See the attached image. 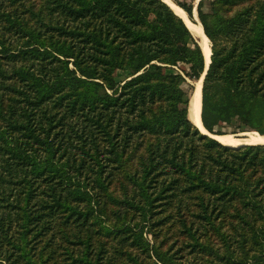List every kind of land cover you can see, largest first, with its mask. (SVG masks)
<instances>
[{
	"label": "trees",
	"instance_id": "trees-1",
	"mask_svg": "<svg viewBox=\"0 0 264 264\" xmlns=\"http://www.w3.org/2000/svg\"><path fill=\"white\" fill-rule=\"evenodd\" d=\"M172 1L193 20L192 5ZM21 5L38 9L23 16ZM196 12L206 73L162 0H0V264H98L107 243L90 230L91 202L113 170L132 185L114 203L140 222L159 208L152 225L177 228L192 249L205 232L239 234L223 253L209 248L215 264H264V145L223 146L188 112L205 73L203 128L264 135V0H200ZM117 232L140 244L131 226ZM147 252L149 264H175Z\"/></svg>",
	"mask_w": 264,
	"mask_h": 264
},
{
	"label": "rangeland",
	"instance_id": "rangeland-1",
	"mask_svg": "<svg viewBox=\"0 0 264 264\" xmlns=\"http://www.w3.org/2000/svg\"><path fill=\"white\" fill-rule=\"evenodd\" d=\"M170 1L174 5H176L172 0ZM178 1L181 3H186L187 5H192L193 20L191 21L188 18V15L186 13L185 14L187 16V19H189V21H191L192 23H199L198 16H196V8L200 0ZM34 7L21 5L18 8V13H21L24 16V14L27 13V10L29 9H32L35 12L38 7ZM204 7V10L207 12L208 4H205ZM240 8V6H238L237 8H230L229 12L227 13L228 17H231ZM194 38L197 40L195 36ZM209 46L211 50L210 42ZM203 76L200 78L202 83L204 79ZM198 81L192 83L193 91L191 94V98L194 95ZM221 131L222 133L229 134L235 138H239V135L245 132L258 133L257 131L250 129H245L244 131H242L240 129H237L233 125L224 126L223 128H221ZM138 154L139 152L136 154H131L129 157L130 159L124 162V171L131 170V172H133L134 169L138 167ZM112 174L111 185L109 186L107 192L100 193V196H92L91 202L92 204L97 205V212L90 220V224H92L90 230L94 232L93 235L95 240L106 241L107 243L106 257H103V259L97 261L98 264H149L148 260L154 262V258H147V250L152 248H159L160 252L165 253L167 256H170L175 264H215L214 254L211 253L209 248H213V250L217 249L220 253H223L226 243L231 244L232 246L234 241L239 238V234H232L228 232L225 233V239L221 238L220 233L205 232L201 234L199 245H196L192 249L190 247L191 244H194L191 243L192 240H190L186 234L178 231L177 228L169 227L168 223L162 225H156L154 223V225H152V223L157 222L160 217H165V215L155 214L157 210L160 211L159 208L153 211L154 214L151 215L150 219L147 222L142 223L140 222L141 217L137 212L128 210L127 205L124 206L114 203L115 199L123 200L125 193L130 195L132 191V185H130V183L121 173L113 170ZM121 226H131L132 229H134L135 233L141 232L142 240L141 238L139 239L140 244L134 245L132 243V236H129L124 241H121V238L123 236H121V234L117 232V229H119ZM144 243H147L148 247ZM117 250H121L120 252H122V255H120L119 253H114V251ZM128 254L131 255L130 258L128 257ZM54 261L55 262L51 261L48 264H68L64 260L57 261L56 259H54ZM221 263L222 262H220V264ZM10 264L20 263H17L16 261L11 259Z\"/></svg>",
	"mask_w": 264,
	"mask_h": 264
},
{
	"label": "bare ground",
	"instance_id": "bare-ground-1",
	"mask_svg": "<svg viewBox=\"0 0 264 264\" xmlns=\"http://www.w3.org/2000/svg\"><path fill=\"white\" fill-rule=\"evenodd\" d=\"M162 1L166 3L172 9V11L185 22L186 26L188 27L192 35H194L196 38L198 37L197 40L198 41L200 40L199 45L200 48H202V52L205 57L206 66H208L211 50L209 46V41L205 36L203 32V28L200 25V23L194 24L191 21H189V19H187L185 12L181 8L174 5L170 0H162ZM201 83H202L201 80L198 81L194 95L191 98V105L193 106V110H194V115L192 117L191 122L195 124L200 129L201 132L205 133V130L200 122L201 88H202ZM213 138L223 146L231 147V148H238L246 145H264V135L255 132L241 133V135H239V138H235L229 134H224L221 136L213 135Z\"/></svg>",
	"mask_w": 264,
	"mask_h": 264
},
{
	"label": "water",
	"instance_id": "water-1",
	"mask_svg": "<svg viewBox=\"0 0 264 264\" xmlns=\"http://www.w3.org/2000/svg\"><path fill=\"white\" fill-rule=\"evenodd\" d=\"M198 38V37H197ZM200 41V40H199ZM199 41L197 40V42H198V44H199ZM200 46V45H199ZM202 49V48H201ZM204 55V54H203ZM210 56H211V54H210ZM204 59H205V57H204ZM209 64H210V60H209ZM209 64H208V66H209ZM208 66H206V62H205V73H206V71H207V69H208ZM205 73H204V75H205ZM204 77V76H203ZM188 112H189V119H190V121L192 120V117H193V115H194V110H193V106L191 105V100H190V104H189V110H188ZM201 113V112H200ZM200 122H201V118H200ZM192 123V122H191ZM193 124V123H192ZM199 131H200V129L195 125V124H193ZM201 125H202V123H201ZM203 127V126H202ZM205 130V129H204ZM201 132V131H200ZM203 135H206V136H208V137H210V138H212V139H214L213 138V135H211V134H209L206 130H205V133H203V132H201ZM215 140V139H214ZM217 141V140H216Z\"/></svg>",
	"mask_w": 264,
	"mask_h": 264
}]
</instances>
